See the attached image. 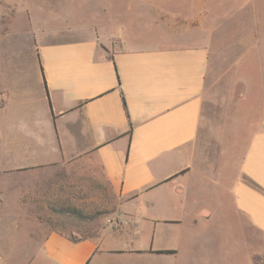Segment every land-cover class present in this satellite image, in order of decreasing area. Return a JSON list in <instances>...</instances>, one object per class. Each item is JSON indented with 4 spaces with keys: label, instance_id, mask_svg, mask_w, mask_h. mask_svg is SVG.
<instances>
[{
    "label": "crops",
    "instance_id": "obj_1",
    "mask_svg": "<svg viewBox=\"0 0 264 264\" xmlns=\"http://www.w3.org/2000/svg\"><path fill=\"white\" fill-rule=\"evenodd\" d=\"M195 7L0 0V264H262L264 100L249 134H203L213 33ZM73 167L120 203L77 241L27 206Z\"/></svg>",
    "mask_w": 264,
    "mask_h": 264
},
{
    "label": "rangeland",
    "instance_id": "obj_2",
    "mask_svg": "<svg viewBox=\"0 0 264 264\" xmlns=\"http://www.w3.org/2000/svg\"><path fill=\"white\" fill-rule=\"evenodd\" d=\"M54 1L68 7H87L90 11L97 10L102 4L115 7L124 2ZM21 2L36 4L38 0ZM193 5L200 14L202 9L206 11L208 16L205 17V22L210 23V31L213 33L209 68L212 75L208 82L213 83L214 89L208 92L204 105L203 134H249L250 129L245 128L244 123L240 126V118H246V111L253 115L257 94L258 98L264 100V0H193ZM81 19L84 17L81 16ZM240 108H243V113ZM255 119L256 117H252L251 121L254 122ZM225 147L232 149L231 140H226ZM242 152L243 145L235 149L236 156H240ZM237 159L235 157L230 160L228 155L219 163L224 165L228 162L232 165ZM55 173L57 172L42 171L40 175L46 179ZM59 174L60 179L51 177L49 180L60 183L41 188L45 194L44 199L27 205L37 212L41 224L61 230L73 239H80L93 237L105 227L120 223V203L110 188L75 167L61 170ZM234 228L238 230L237 226ZM233 235L235 232L232 228L231 236ZM239 236L243 241V232ZM231 246L233 247V243Z\"/></svg>",
    "mask_w": 264,
    "mask_h": 264
},
{
    "label": "trees",
    "instance_id": "obj_3",
    "mask_svg": "<svg viewBox=\"0 0 264 264\" xmlns=\"http://www.w3.org/2000/svg\"><path fill=\"white\" fill-rule=\"evenodd\" d=\"M70 239H72L73 241H77V239H73V238H70Z\"/></svg>",
    "mask_w": 264,
    "mask_h": 264
}]
</instances>
